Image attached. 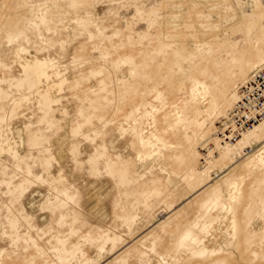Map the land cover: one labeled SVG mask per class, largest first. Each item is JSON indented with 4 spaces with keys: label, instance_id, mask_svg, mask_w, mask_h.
Wrapping results in <instances>:
<instances>
[{
    "label": "rangeland",
    "instance_id": "374dc122",
    "mask_svg": "<svg viewBox=\"0 0 264 264\" xmlns=\"http://www.w3.org/2000/svg\"><path fill=\"white\" fill-rule=\"evenodd\" d=\"M162 1L79 0L81 8L76 14L92 23L78 27L68 12L70 0H0V60L10 68L0 65V77L19 75L21 66L16 49L22 45L29 50L23 56L56 58L69 78L61 94L69 115L61 114V104L55 106L51 116L56 120L55 126L48 132L50 151L43 146L34 147L25 128L29 124L36 129L47 127L45 122L38 125L43 113L34 93L30 94L27 87L13 89L14 96L27 92L31 99L22 104L19 114L11 121L2 117L7 105L0 104V264H161L158 254L166 255L169 264H264V181L261 194H255L253 198L251 189L259 186L251 175L240 179L238 189L223 183L222 192L210 190L194 198L199 178L190 185L189 180L184 179L188 165L177 166L158 155L144 164V176H150L148 171L152 167L155 174L159 173L169 161V171H178V176L172 175L174 183L169 189L177 192L170 194L162 184L160 194L151 188L140 196L129 178L122 182L107 169V157L99 160V171L92 170L89 156L102 143H106L114 158L117 154L126 159L137 156L138 145L132 143V133L123 137L119 130L121 123L128 126L131 120L121 119L114 101L105 106L93 104L95 94L90 91L99 89L100 80L105 79L111 92L114 76L121 74L120 70L129 75L126 64L117 68L119 54L138 56L137 53L144 50L151 64H159L163 53L171 49L161 39L192 40L190 34L183 35L182 32L193 25V17L188 12L190 8L204 10L203 16L196 14L195 19L204 21L201 25L206 29H226V44L238 56L245 55L249 49L260 50L264 44V37H261L264 20L247 25L246 19L251 13L249 6L241 13L240 9H232L228 2L172 0L162 6ZM34 5L50 6L55 11L49 31L29 11ZM97 24L111 38L100 37ZM18 30L26 32L29 42L23 36H16ZM187 44L194 45L193 42ZM200 48L201 54L210 53L211 57L217 58L209 44ZM75 54L84 57L82 63H72ZM230 60V51H223L218 58L219 66L236 73L240 62ZM101 65H104L103 72L93 76L90 70ZM196 76L211 84L205 75L198 72ZM109 97L114 99L115 94ZM177 98L196 101L199 123L204 119L212 121L210 103L213 95L193 90L188 78L184 79L177 94H170L166 104L158 106L159 113H167V121L155 123L151 116L145 118L146 134L153 132L157 138L167 139L170 136L162 134L164 128L180 130L182 125L173 119L174 108L170 104ZM80 108L92 116V123L85 126V131L98 127L100 134L91 131L88 137L75 138L72 130L82 120ZM187 117L185 128L192 133L195 122L192 115ZM18 136L24 138V142ZM6 137L17 141L13 146L18 157L3 152ZM157 138L154 143L158 142ZM74 144H78L77 156L71 152ZM215 146L210 139L199 150L213 160V164L205 165L204 161L201 164L209 168L217 180L218 173L225 168H221L222 161ZM207 147L212 151L209 152ZM62 149L65 150L63 156L59 154ZM52 154L57 160H52L50 166L46 159ZM34 176H41L42 180L35 183L30 179ZM54 183L60 190L68 188L72 201L64 205L65 197L57 194ZM251 201L256 205L248 217L245 213ZM172 205L182 208L180 214L162 223L170 216ZM188 227L193 228L206 246L205 250L195 252L191 248L193 237L187 231ZM134 233L138 237L146 235L144 245L133 244L131 236Z\"/></svg>",
    "mask_w": 264,
    "mask_h": 264
},
{
    "label": "bare ground",
    "instance_id": "6f19581e",
    "mask_svg": "<svg viewBox=\"0 0 264 264\" xmlns=\"http://www.w3.org/2000/svg\"><path fill=\"white\" fill-rule=\"evenodd\" d=\"M70 1L72 4L68 12L72 14L77 26L80 27L92 23L90 20L81 18L76 14L79 8H81L79 0ZM168 1L172 0H163L162 6H165ZM213 1L219 4L228 2L232 9H240L241 13H244L245 7L249 6L251 13L248 14V18L246 19L247 25L261 23L264 20V0ZM54 4H56L55 1ZM29 11L41 21V24L48 27V31L51 29L50 23L54 20L55 15L52 7L46 6L42 8L40 5H34V8ZM188 12L193 17V25L189 26L186 31L182 30V32L183 35L190 34L192 40H188L187 38L178 39L177 37L161 39L171 49L163 53L159 64H154V62L151 64L150 58H148L144 50H140L137 53L138 56L133 53L119 54L117 68L126 64L129 75L126 76V72L120 70L121 74L114 76L113 82L115 85L111 92L108 90V84L105 79L100 80L99 89H89L95 94L93 104L97 103L98 105L105 106L106 103L111 104L114 101L113 103L119 111L121 119L125 121L131 120L128 122V126L121 123L119 130L123 137L131 132L133 137L132 143L138 145L136 148V158L126 159L122 154L115 155V158L112 157L109 154V148L106 143H102L90 154L89 162L91 163L92 170L99 171V160L107 157V169L116 174L122 182L126 178H129L135 184V188L138 189L140 196L144 192H148L151 188L155 193L160 194L162 192V184L166 185L170 194L177 192L176 190L172 191L169 189L174 183L172 175L178 174L176 169L169 171L168 165L172 162L177 166L188 165L187 176L184 179L189 180L190 185L194 183L195 178H199L196 186L198 188L196 189L194 198H199L202 194L210 190L213 193H216V191L222 192L223 183L235 185L236 189H238L240 187V179L249 175L256 180L259 186L258 188L251 189L250 196L253 198L255 194H261L262 183L264 181V118L253 127L244 130L236 141L230 140L229 134L226 136L228 130L227 119L229 118L230 111L237 101L240 100L241 87L250 80L255 71L264 67V44L260 50L255 51L249 49L245 55L238 56V53H235L231 47L229 49V46L226 44V29L223 31H213L202 26L201 22L203 23L204 21L195 19L196 14L203 16L204 10L202 9L190 8ZM31 24L40 25L36 24V22H31ZM97 28L100 37L111 38L106 36L98 24ZM16 36H23L27 42L30 40L24 30H18ZM261 37H264V30ZM91 38H94V34H91ZM210 38L212 39L209 40ZM188 42H193L194 45H188ZM205 44L210 45V48L215 51L217 58L211 57L210 53L205 55L201 54L200 46ZM94 48H97V45ZM223 51H230V62H240L239 69L236 73H231L227 69H222L219 66L218 58H220ZM27 53H29L28 48L19 45L16 49V57L19 59L18 62L21 66V72L19 75L10 74L8 77L5 75L4 77H0V104L4 103V105H7L2 117L11 121L19 114L18 109L21 108L24 102H28L31 97L27 92L20 93V96H14L13 89L17 88L20 90L27 87L30 94L34 93L37 96L40 110L43 113L38 125L42 122L47 124L45 129L39 128V126L37 129L32 128L31 124L25 126L26 130L29 131L30 142L34 147L43 146L45 150L50 151L51 144L49 142L50 135L48 132L55 126L56 120L51 117L55 112V106L61 104V114L65 117L69 115V110L62 103L61 97L65 86L69 83V78L64 73L66 69L60 67L59 61L56 58H29L23 56V54ZM108 53V50H106V54ZM83 58V56L75 54L72 63H82ZM0 65L6 69H10L1 60ZM103 66L101 65L100 68L90 70V73L93 76L101 74L103 72ZM198 72L205 75L206 79L211 81V84L205 79L196 76ZM188 78L192 81L193 90L199 93H211L213 95V100L210 103L212 121L204 119L203 122L199 123L200 111H198L199 108H197L196 101L193 99L190 101L186 99L180 101L177 98V100L170 102L174 108V112L172 113L173 119L183 127L181 126L178 131L170 127L164 128L162 134H169L170 136L167 139H159L157 138L158 135L153 132L146 134L143 125L145 118L151 116L155 123L161 120L167 121L169 119L167 113L163 111L159 113L161 110H158V106H164L170 94H177L179 89H181L184 79ZM5 84L7 85L6 87H4ZM219 84H222L221 88L218 87ZM111 94H115L114 99H110L109 96ZM79 114L82 120L72 130L75 138L80 136L88 137L91 131L96 135L100 134L101 131L98 127H91L85 131V126L92 123V116L86 115L83 108H80ZM190 115H192L193 122H195L192 133L185 128L187 116ZM18 137H20L21 142H24V138L21 136ZM155 138L158 139L157 143H154ZM210 139L216 144L215 149L219 152L220 160L222 161L221 168H225L221 173H218L217 180H214L216 178H213L214 176L209 172V168H205V165L213 164V160L209 159L208 156L199 150V147L203 146ZM3 142L5 143L2 149L3 152H10L14 157H18V152L14 150L13 146V144H17V141L13 142L12 138L6 137L3 139ZM111 144L114 149L115 145L113 142ZM207 148L209 152L212 151V148ZM71 152L74 156H77L78 144L72 146ZM59 154L63 156L65 150H60ZM158 155L161 159L167 158L170 162L168 161L169 163L167 162L159 173L155 174L152 167L148 171L150 176H144L145 174L142 171L144 164L148 159ZM52 160H57L53 154L46 159L47 165L51 166ZM203 161L205 163L204 166L201 164ZM131 169H133L132 175H130ZM30 179L36 183L41 181L42 177L34 176ZM54 184L57 194H63L65 197L64 205L72 201L73 196L70 194L68 188L60 190L57 183ZM150 185H153V187H150ZM186 200L189 199L187 198ZM252 201L249 203L245 213L248 217L252 215V209L256 205ZM220 202L222 203V201ZM222 205L225 206L223 203ZM172 206V209L169 211L170 216L162 223H167L173 216L180 214L182 208H178L175 205ZM206 206L207 203L206 205L203 204L204 208ZM187 231L193 237L192 243L190 244L191 248L195 252L205 250L206 246L200 242L193 228L188 227ZM136 234L134 233L131 236L134 242L133 244L144 245L143 240L146 235L138 237ZM246 239L249 241V235L246 236ZM158 259L161 264H169L164 254H158Z\"/></svg>",
    "mask_w": 264,
    "mask_h": 264
},
{
    "label": "built area",
    "instance_id": "2783aa9c",
    "mask_svg": "<svg viewBox=\"0 0 264 264\" xmlns=\"http://www.w3.org/2000/svg\"><path fill=\"white\" fill-rule=\"evenodd\" d=\"M237 101L227 119V134L236 141L244 130L253 127L264 118V67L253 73L250 80L241 87Z\"/></svg>",
    "mask_w": 264,
    "mask_h": 264
}]
</instances>
